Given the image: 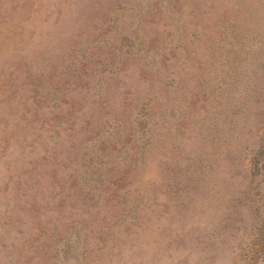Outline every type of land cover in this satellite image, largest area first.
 <instances>
[{
	"label": "rangeland",
	"instance_id": "1",
	"mask_svg": "<svg viewBox=\"0 0 264 264\" xmlns=\"http://www.w3.org/2000/svg\"><path fill=\"white\" fill-rule=\"evenodd\" d=\"M0 264H264V0H0Z\"/></svg>",
	"mask_w": 264,
	"mask_h": 264
}]
</instances>
